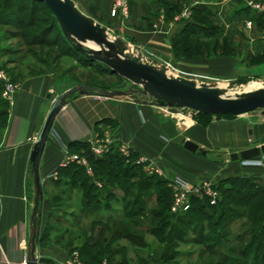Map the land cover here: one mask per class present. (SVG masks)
Segmentation results:
<instances>
[{"label": "crops", "instance_id": "0c3cea01", "mask_svg": "<svg viewBox=\"0 0 264 264\" xmlns=\"http://www.w3.org/2000/svg\"><path fill=\"white\" fill-rule=\"evenodd\" d=\"M72 1L79 9L77 2ZM248 1L131 0L130 17L121 23L131 36L133 47L143 48L142 54L166 65L169 70L173 66L187 74H200L204 68L216 66L229 68L231 74H236V66H241L242 61L237 55L220 56V49L242 47L249 52L247 58L250 60L255 57L264 58V24L252 18L253 12L247 5ZM113 4L114 0H85L83 5L85 13L91 14L87 16L104 26L98 17L107 20ZM202 8H211L214 12L212 22L220 31L216 37L219 51L218 54H202L204 56L200 59H192L184 49L178 50L180 47L176 45V40L189 23L207 28L202 22V18L207 19L206 13L198 14ZM248 21L253 22L251 30L246 28ZM199 37L206 45L212 40L202 35ZM179 76L199 84L209 83L195 77ZM240 78L244 77L235 80ZM80 84L97 88L88 83ZM19 86L15 105L8 109L6 127L0 132V262L8 259L12 264H23L27 258L32 214L30 159L33 147L54 100L70 90L57 74L23 77ZM129 87L130 84L127 89ZM196 114L189 110L170 114L153 102L143 105L130 99L92 96L70 98L68 105L55 120L40 164L44 188L41 218L44 216L45 205L50 204L48 192L54 198L57 197L55 192L60 195L64 191V188H59L62 185L57 183L67 177L62 170L69 166L64 167L63 163L67 154H75L72 145L87 143L103 131L115 133L136 155L159 160L166 176L179 175L192 183L207 179L217 184L231 176L263 175L261 167L244 165L241 161L230 159L232 153L252 148L232 151L227 148L228 145L238 144L236 125H230L227 129L226 125L221 127L219 124L204 128L194 121L193 115ZM250 115L252 118L257 117L255 112ZM250 115H241L239 119ZM178 118L183 121L180 126ZM187 140L197 144L207 154L204 156L187 151L184 148ZM212 157H215L214 160L226 161L216 164L212 162ZM54 174L57 175L51 177ZM37 255L40 264H45L44 260L46 264H63L67 259V252L60 246L45 247L41 251L37 249Z\"/></svg>", "mask_w": 264, "mask_h": 264}, {"label": "rangeland", "instance_id": "374dc122", "mask_svg": "<svg viewBox=\"0 0 264 264\" xmlns=\"http://www.w3.org/2000/svg\"><path fill=\"white\" fill-rule=\"evenodd\" d=\"M75 1L77 2L80 11L85 13V5H83L85 0ZM257 1L264 2V0ZM81 2L83 4H81ZM129 5H131V0L129 1ZM85 15L91 14L85 13ZM129 17L130 15L128 18H124L122 16L113 17L110 12V17L107 20H103L99 17L98 20L109 32L110 38H122L132 47V49H136L137 47H133L131 45L132 40L129 32L123 29L121 23L123 20H128ZM40 42H43L44 44L40 45ZM69 45H71V42L64 36L57 20L43 5L34 3L32 0H11V3L8 2V0H0V72H5L13 82L19 84L20 79L23 77H30L32 75L57 74L61 79V82L66 83L70 89L80 83H88L96 86L97 88L109 91H123L127 89L130 84L128 81L117 75H113L110 69L101 63H91L88 61L89 58L79 55V52L76 53L75 51H72ZM220 50V56L232 57L233 55H237V57L240 58L242 64L237 63L241 66L236 64V74H231L232 70H229V68L222 69L216 66H212L211 68L206 67L200 74H187L181 69L179 70L177 68H173L171 63L170 65L172 68H170L169 73L172 76L185 75L195 77L209 83L221 84L223 88H226L228 82L233 79L235 80V78H247L249 83L245 87H239L234 91L239 94L264 87L263 59L256 60L254 58L255 61L250 60L251 58H247V53L249 54V52L242 47L239 49L236 47H228ZM250 84H256L257 87L251 88ZM0 90H2L0 91L1 93L4 90L2 83L0 85ZM233 93L231 92L229 95H232ZM189 112L192 113V111ZM250 114L251 113H249V115ZM255 114L257 117L252 118L250 115L249 117L251 118L242 117V119H239V116L211 114L204 117L197 113L196 115H193V119L204 128H209L214 124H219L221 127L226 125L227 127H225L227 129L230 125H236L239 138L238 144L228 145L227 147L230 151H232L246 147H254L256 145L260 146L264 143V121H262L264 116L262 115L261 110L256 111ZM181 123H183L182 119L178 118V125L180 126ZM96 136L101 138L113 136L114 138L120 140V138L112 131H103L101 134H97ZM75 154L79 153L75 152ZM212 158L213 160L215 159V157ZM153 160H155L159 168L164 171L159 160ZM225 161V159H217L212 162L216 164H223ZM214 167L217 168L216 166ZM96 174L97 173L94 172V176L91 177V179L96 185L97 183H100V187L98 188L102 189L104 188L103 182ZM144 174L150 176L146 173ZM135 176L136 177H131V183L136 184L139 181L140 178H137V175ZM174 176L175 175H168L170 178ZM259 178L261 179V177ZM66 180H69V178L64 177L61 183L62 187L59 186V188L68 190V187H65L64 184ZM156 192L157 191L152 188L147 191L146 195L148 194L149 196L151 194H156ZM48 193L50 204L45 205L44 216L41 218V231L37 246L39 251H41V249L43 250L45 247L60 246L67 252V259L72 254L77 253L79 254V258L83 264H117L118 262L123 261L121 254L110 256L109 254L103 252L104 254L99 257L101 260L100 262L86 263L82 258L80 250L85 245V241L88 239L89 233L93 236V238H97L99 236L100 228L92 227V220L101 216L104 217L107 213L112 216H119L120 214H123V212H125L124 207L130 203L133 204L132 197L135 195L125 198V193H123L120 189H115V192L112 193L113 198H109V195L104 193V195L99 197L101 205L97 207L98 212L94 213L93 211H90L89 218H84L81 216L80 206L78 204L74 206L75 200L77 198H81V196L72 192L70 197L73 201H69V195H63V197H60L62 196V193L59 192L60 195H58V192H55L54 194L57 195V197L54 201L53 194H50V192ZM31 197L33 200V187ZM32 200L30 210L33 208ZM155 201L156 197L153 196L150 202L145 205L144 212H142L144 213L143 215L157 210ZM107 203L110 207L108 212L105 209V205ZM254 204H258L259 216L260 219H262L260 222L264 221V199H256L249 207H227L226 210L228 209L229 213L221 225H213L214 221L216 223L218 222L219 216L224 211V209L221 210V208L219 209L220 211L217 212L218 215L213 210L208 209L207 211L210 219L201 222V224H195L193 227H184L183 222H181L182 220H180L175 224L173 231L176 229L179 230V228L183 227L186 231L184 232L182 240H179L177 243V256L171 262H164L162 260V255L167 243L170 240L175 241L174 237L177 232L172 231L173 233L169 235L171 238H168L165 243H162L161 241L163 237L168 234L167 231L153 234L152 230H155L157 224L159 225L163 219L155 221L156 224H154L151 223V218H143L141 216L142 213L141 215L136 216L132 222L129 223L132 224L130 225V231L136 236L135 240L132 242L126 237L121 239L117 238L111 242L112 244L110 248L111 251L117 247V250L125 249L124 254L128 260L127 264H242L246 261H244L245 259L239 255L226 254L228 258H231L230 261L227 262L224 257H220V254H224L231 246H235L237 250H242L250 241L249 236L247 240H243L240 245H234L235 243H238L236 238L240 233L243 234L245 229L248 227L256 226L253 225L254 223L249 221L250 219L248 220L251 207ZM131 209H133V205L128 207L126 211ZM232 214L238 217H243H241L242 219L239 218L240 220L238 221V219L232 217ZM170 222H173V220ZM244 223H246V225L243 227L242 224ZM212 225L215 228H213ZM217 230L218 233L220 232L219 234L221 236H224L221 244L218 246L215 242L216 234L214 233L215 231L217 232ZM113 232L114 228H111L103 234V238H101L102 240L100 243L101 246L99 245L100 247L97 248L95 252H100V250L103 251L102 246L105 245L106 242L111 241ZM201 234H204L203 236L205 238L202 241H196V239L201 237ZM77 237L80 239H77ZM257 244L258 241L254 240V247ZM44 263L46 264L47 262L44 260Z\"/></svg>", "mask_w": 264, "mask_h": 264}, {"label": "trees", "instance_id": "16d2710c", "mask_svg": "<svg viewBox=\"0 0 264 264\" xmlns=\"http://www.w3.org/2000/svg\"><path fill=\"white\" fill-rule=\"evenodd\" d=\"M32 1L34 3L43 5L52 14V12L47 8L44 3H41L38 0ZM8 2L11 3V0H8ZM204 12L206 13L207 19L202 18V22L207 28H203L201 26H198L197 24L189 23L183 30L182 34L180 35V38L176 40V45L180 47L178 48V50L184 49V51L187 52L186 55L192 59H200L201 56L212 55L213 53L218 54L219 51V48L217 46L219 42L216 37L220 34V31L218 28L214 27L212 22L214 12L211 8H202V11H199L198 14H202ZM252 18L260 20V18H258L254 13ZM200 35L211 38V42L208 43V45L204 44L199 37ZM42 44L44 43L40 42V45ZM69 47L72 51L78 53L76 50L73 49L71 45H69ZM78 54L82 55L80 53ZM255 59L264 60L263 57H255ZM255 59L253 58L252 60L255 61ZM88 61H90L91 63H96L91 59H88ZM1 96L2 93L0 92V132L6 127L9 109L7 102ZM199 115L204 117L209 116V114L203 113H199ZM72 146L75 148V152H78L80 155L86 156L88 158L91 166L93 167L94 172H96L98 178L102 180L104 187L102 189H99L98 186L94 183V181L87 175L86 170L81 166L74 164L69 166L66 170H62V173L66 174L69 180H66V182L64 183L65 187H68V190H64L62 192V196L60 197H63V195H69V201H73L70 197L72 192L81 196V198H77L75 200L74 206L76 204L80 206L82 217L89 218L90 211H93L94 213L98 212L97 207L101 205L99 197L101 195H104V193H106V195L108 194L109 198H113L112 193L115 192V189H120L123 191V193H125V198L131 195H135L134 197H132L133 204L130 203L129 205L125 206V212H123V214H120L119 216H112L111 214L107 213L106 216L98 217L91 222L92 227H99L100 231L99 236L97 238H93V236L89 233L88 239H86L85 241V245L80 250L82 258L85 260L86 263H98L101 261L99 257H101L102 254L106 253L110 256L121 254L123 257V261L118 262L117 264H127L128 260L124 254L125 249L117 250V247L116 249H112L111 251V242L116 240L117 238L121 239L125 237L127 239H130L132 242L135 240L136 236L133 232L130 231V225L132 224L129 223H131L136 216H139L142 212H144L145 205L150 202L153 196L156 197L155 205L157 207V210H155V212H150L149 214L146 213L145 215H143L144 213H142L141 215L143 218H151L150 221H152L151 223L154 224H156L155 221L163 219L159 225L157 224L155 230H152V233L158 234L159 232L167 231L168 234L165 235L161 241L162 243H165L168 238H171L169 237L171 233L175 231L177 232L176 236L174 237L175 241L170 240L165 247L164 253L162 255V260L164 262H171L176 258V246L178 241H181L184 237V232L186 231L184 227H193L195 224H201V222L210 219V216H208V209L213 210L214 212H216V214L220 211V208L221 210L224 209L223 213L219 216L218 222H213V225H221V223L224 221L225 217L229 213V210H226L227 207H249L251 204H253L256 199H264V188L261 184V179L259 177L235 176L229 177L218 182L217 189L219 190L221 197L219 203L216 206L210 205V203L205 199L194 198L190 211L181 215L173 214L171 212L173 196L170 188H168L167 180L159 176H147L143 173L142 169L139 166L126 164L124 158H122L117 151H114L113 153L106 155L102 158H97L91 153L90 145L88 142L74 144ZM134 156L136 157L137 155L134 153ZM135 175H137V178H140L136 184L131 183V177H136ZM61 183L62 180H60L57 184L61 185ZM152 188L157 191L156 194H151L149 196L148 194L146 195L147 191ZM30 191L32 193V188L30 189ZM43 200L40 205L41 210ZM53 200L55 201L56 197H54ZM108 203L105 205V209L107 212L110 210ZM132 205L133 209L126 211V209H128V207H131ZM232 217L238 219L239 221L240 219H242L241 217L243 216L238 217L232 214ZM172 220L173 222H170ZM180 220H182L181 222H183L184 227L179 228V230L176 229L175 231H173L175 228V224L178 223ZM248 220L254 223L253 225L256 226L248 227L245 229V232H243V234L240 233L236 238L238 243H235L234 245H240L242 241L247 240L249 236L250 241L242 250H237L235 246H231L224 253L225 256L223 253H221L220 257H224L227 262H229L231 258H228L226 254L241 256L243 259H245L244 261H246L242 264H264V221L260 222L262 219H260L259 216L258 204H254L251 207V212L248 216ZM258 222L260 223V225ZM41 223L42 222L40 217V231ZM245 225L246 223L242 224L243 227ZM111 228H114L113 237L111 241L106 242V244L102 246L103 251L100 250V252H95L96 249L101 246L100 243L102 240L101 238H103V234L106 231H109ZM214 233L216 234L215 242L218 246L219 244H221L222 238L224 236H221L219 234L220 232L218 233V230ZM203 235L204 234H201V237L196 239V241H202L205 238ZM77 239L80 238L77 237ZM254 240L258 241V244L255 247L253 245Z\"/></svg>", "mask_w": 264, "mask_h": 264}, {"label": "water", "instance_id": "95a60500", "mask_svg": "<svg viewBox=\"0 0 264 264\" xmlns=\"http://www.w3.org/2000/svg\"><path fill=\"white\" fill-rule=\"evenodd\" d=\"M44 3L57 19L64 36L71 42L74 50L83 56L105 65L113 75L125 79L130 87L123 91H109L78 84L55 99L35 141L30 159V176L33 184V208L30 218L29 243L25 264H40L37 255L40 234L41 202L44 199L43 184L40 177V164L57 116L68 105L69 99L92 96L106 99H130L137 104L150 102L167 108L177 114L183 110L211 115L241 116L261 110L264 116V88L251 92L223 95L236 87L245 86L249 80L240 78L228 82L227 88L219 84L197 83L185 77L169 76V68L156 60L148 59L142 52L132 47L122 38H110L109 32L93 18L80 11L72 0H38ZM89 39L95 47L82 43ZM130 52L127 55V52ZM191 153L206 155L197 144L184 143ZM264 155V144L240 152L230 158L234 162L247 161Z\"/></svg>", "mask_w": 264, "mask_h": 264}, {"label": "built area", "instance_id": "2783aa9c", "mask_svg": "<svg viewBox=\"0 0 264 264\" xmlns=\"http://www.w3.org/2000/svg\"><path fill=\"white\" fill-rule=\"evenodd\" d=\"M129 1L130 0H114V4L111 10L112 16H122L124 18H128V16L130 15ZM247 5L264 24V2L249 0L247 2ZM184 16L186 15L184 14ZM245 25L249 30L253 28L252 21L246 22ZM135 50L143 52V49L141 47H137ZM0 82L4 86L2 98L7 102L10 108L14 107L16 94L20 88L19 84L13 82L5 72H0ZM169 113L173 114L171 112ZM88 143L90 145L91 153L97 158H102L113 153L114 151H117L129 165L131 164L139 166L144 173L150 176H160L167 180L168 187L170 188L173 196L171 205V212L173 214L181 215L190 211L194 198L205 199L212 206H216L219 203L221 197L220 192L217 189L216 184L210 180H199L192 183L179 175H175L174 177L170 178L166 176L165 172L161 168H159L155 160L149 159L145 156L135 157L133 149L127 143L114 138L113 136H106L104 138L95 136ZM241 162L244 165L261 167L264 170V155ZM74 164L83 167L90 178L94 176L93 167L91 166L86 156L80 154H67L63 166L67 167ZM56 175L57 174H54L51 177H55ZM261 184L264 188V174L261 176ZM97 186L100 187V183H97ZM1 252L2 249L0 246V253ZM0 264H12V262L6 259L5 261H1ZM63 264L83 263L79 258V254L74 253L70 257H68V259H66Z\"/></svg>", "mask_w": 264, "mask_h": 264}, {"label": "bare ground", "instance_id": "6f19581e", "mask_svg": "<svg viewBox=\"0 0 264 264\" xmlns=\"http://www.w3.org/2000/svg\"><path fill=\"white\" fill-rule=\"evenodd\" d=\"M82 43H84L85 45H90V46H92V47H95L94 46V44L92 43V42H90V40L89 39H83L82 40ZM130 52H132V49L129 51V52H127V55L130 53ZM169 76H170V73L168 74ZM172 76V75H171ZM174 77H177V76H174ZM249 83V82H248ZM251 85V88L252 87H257L256 86V84H250ZM246 86V85H245ZM245 86H240V87H245ZM219 87L220 88H223L221 85H219ZM228 87V84H227V86H226V88ZM237 88H239V87H236V88H234V89H232V90H229L228 92H226L223 96L224 97H233L235 94H239V93H236V92H234ZM262 88H264V87H262ZM260 89V88H259ZM257 90V89H256ZM251 91H254V90H251ZM251 91H248V92H251ZM233 93L232 95H229V93ZM244 93H247V92H244ZM242 94V93H241ZM161 108V107H160ZM164 110H166V111H168V112H170L167 108H163ZM182 112V111H181Z\"/></svg>", "mask_w": 264, "mask_h": 264}]
</instances>
